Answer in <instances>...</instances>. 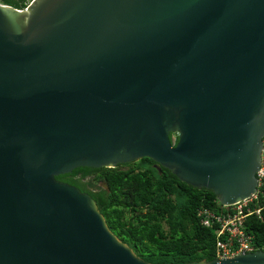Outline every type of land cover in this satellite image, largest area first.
I'll use <instances>...</instances> for the list:
<instances>
[{
	"label": "water",
	"instance_id": "1",
	"mask_svg": "<svg viewBox=\"0 0 264 264\" xmlns=\"http://www.w3.org/2000/svg\"><path fill=\"white\" fill-rule=\"evenodd\" d=\"M263 138L264 0L0 3V264H151L57 177L149 158L231 205Z\"/></svg>",
	"mask_w": 264,
	"mask_h": 264
},
{
	"label": "trees",
	"instance_id": "2",
	"mask_svg": "<svg viewBox=\"0 0 264 264\" xmlns=\"http://www.w3.org/2000/svg\"><path fill=\"white\" fill-rule=\"evenodd\" d=\"M33 0H0L3 5L25 9ZM153 160L137 162L136 174L103 168L95 181L108 192L87 190L90 168H78L57 177L97 201L110 230L142 260L151 264H184L216 259V233L197 218L201 207L216 208V195L181 182L166 168L154 167ZM94 184V183H93ZM248 233L254 236L255 251H264V220L250 219Z\"/></svg>",
	"mask_w": 264,
	"mask_h": 264
},
{
	"label": "built area",
	"instance_id": "3",
	"mask_svg": "<svg viewBox=\"0 0 264 264\" xmlns=\"http://www.w3.org/2000/svg\"><path fill=\"white\" fill-rule=\"evenodd\" d=\"M256 192L231 205L218 201L216 208L201 207L197 211L200 224L216 233V259H228L254 252V236L248 233L250 219L264 220V138L261 165L257 172Z\"/></svg>",
	"mask_w": 264,
	"mask_h": 264
},
{
	"label": "flooded vegetation",
	"instance_id": "4",
	"mask_svg": "<svg viewBox=\"0 0 264 264\" xmlns=\"http://www.w3.org/2000/svg\"><path fill=\"white\" fill-rule=\"evenodd\" d=\"M139 161H141V160H139ZM139 161L125 163V164H118L115 167H110L107 169H113L116 172H121V173L136 174L137 172H139L138 164H137V162H139ZM154 167L156 169H160L161 166H159L158 164L155 163ZM103 168H106V167H103ZM103 168H90V169L95 170V172H89L90 175H88L87 178L85 179V182L87 184L86 188L88 191H91L93 193H99V192L104 190V191L108 192L107 186L104 182L99 180L98 183L95 184V181L98 180V178L101 176V174L103 172L101 170Z\"/></svg>",
	"mask_w": 264,
	"mask_h": 264
}]
</instances>
